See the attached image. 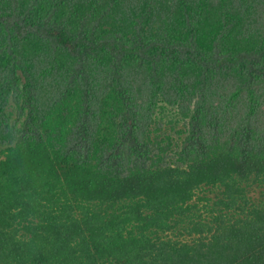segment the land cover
I'll return each mask as SVG.
<instances>
[{
	"label": "trees",
	"instance_id": "obj_1",
	"mask_svg": "<svg viewBox=\"0 0 264 264\" xmlns=\"http://www.w3.org/2000/svg\"><path fill=\"white\" fill-rule=\"evenodd\" d=\"M0 264H264V0H0Z\"/></svg>",
	"mask_w": 264,
	"mask_h": 264
},
{
	"label": "rangeland",
	"instance_id": "obj_2",
	"mask_svg": "<svg viewBox=\"0 0 264 264\" xmlns=\"http://www.w3.org/2000/svg\"><path fill=\"white\" fill-rule=\"evenodd\" d=\"M68 110H71V107L68 109ZM16 107L14 106V104H12V102H10L9 106L7 107V112L8 114L12 117V118H15L16 117ZM11 112V113H10ZM67 116V120H70L68 114H66V112L64 110H62L59 114H57V120H60L61 118ZM159 118H161V115L159 113Z\"/></svg>",
	"mask_w": 264,
	"mask_h": 264
},
{
	"label": "bare ground",
	"instance_id": "obj_3",
	"mask_svg": "<svg viewBox=\"0 0 264 264\" xmlns=\"http://www.w3.org/2000/svg\"><path fill=\"white\" fill-rule=\"evenodd\" d=\"M11 113V112H10ZM245 135V134H244ZM84 140V139H83ZM75 143V142H74ZM75 146V145H74ZM74 149V148H73ZM77 150V149H76ZM66 156V155H65ZM65 158V157H64ZM87 160V159H86ZM63 162V161H62ZM258 184V183H257Z\"/></svg>",
	"mask_w": 264,
	"mask_h": 264
}]
</instances>
